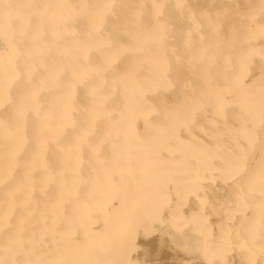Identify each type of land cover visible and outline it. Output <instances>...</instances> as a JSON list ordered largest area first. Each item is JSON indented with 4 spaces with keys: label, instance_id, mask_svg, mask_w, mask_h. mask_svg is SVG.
I'll return each mask as SVG.
<instances>
[{
    "label": "bare ground",
    "instance_id": "bare-ground-1",
    "mask_svg": "<svg viewBox=\"0 0 264 264\" xmlns=\"http://www.w3.org/2000/svg\"><path fill=\"white\" fill-rule=\"evenodd\" d=\"M164 223L173 264H264V0H0V264Z\"/></svg>",
    "mask_w": 264,
    "mask_h": 264
},
{
    "label": "rangeland",
    "instance_id": "rangeland-1",
    "mask_svg": "<svg viewBox=\"0 0 264 264\" xmlns=\"http://www.w3.org/2000/svg\"><path fill=\"white\" fill-rule=\"evenodd\" d=\"M184 207H185L183 208L184 210L187 209V206ZM209 212L210 211L208 210L207 211L208 219L210 218L211 220L213 218L212 220H214L215 219L214 214H210ZM161 225L157 226V228L156 227L152 228L150 232H147L148 234H145L147 236L144 235V237H142L140 235L139 236L140 238L137 237L138 240L137 239L135 240L137 242V246L136 247L134 246L135 248L131 250L132 254L135 252L133 255L138 256L137 262L135 264H173V260H175L177 256L183 255V253L184 256L186 254L195 255V253L193 254L189 252L190 247H187L188 248V253H187L186 251L187 248L185 247V243H187V239L185 240L182 237L185 240L183 244L184 240L181 241L182 238L180 235L176 237L179 240L178 241L175 238L176 235L172 236L171 230H169V233H167L168 231L165 230L166 228L167 230L169 229L168 225L164 223L162 225L164 228Z\"/></svg>",
    "mask_w": 264,
    "mask_h": 264
}]
</instances>
